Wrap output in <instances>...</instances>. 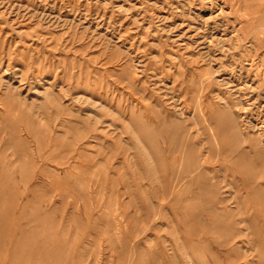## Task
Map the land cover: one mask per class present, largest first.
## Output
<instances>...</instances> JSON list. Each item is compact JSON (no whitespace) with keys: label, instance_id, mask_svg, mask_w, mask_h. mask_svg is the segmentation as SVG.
<instances>
[{"label":"rangeland","instance_id":"1","mask_svg":"<svg viewBox=\"0 0 264 264\" xmlns=\"http://www.w3.org/2000/svg\"><path fill=\"white\" fill-rule=\"evenodd\" d=\"M263 49L264 0H0V264H264Z\"/></svg>","mask_w":264,"mask_h":264},{"label":"bare ground","instance_id":"2","mask_svg":"<svg viewBox=\"0 0 264 264\" xmlns=\"http://www.w3.org/2000/svg\"><path fill=\"white\" fill-rule=\"evenodd\" d=\"M242 28L244 29V32L241 33V32L239 31V32L237 33V35H236V39H241V40H243V39H245L246 37H249V36L252 37V35L254 34V31H255V30H253L252 28L249 29V27H247L246 24H243V25H242ZM257 28H258V26H257ZM257 28H256V29H257ZM254 35H255V34H254ZM261 35H262V34H261ZM258 36H259V35H258ZM232 37H233V36H232ZM260 37H261V36H260ZM238 42H239V41H238ZM248 43H249V42H248ZM248 43H247V44H248ZM220 44H222V43H220ZM236 44H237V42H236ZM242 44H243V43H242ZM242 44H239V45H242ZM237 45H238V44H237ZM237 45H236V46H237ZM244 45H245V43H244ZM221 46H222V45H221ZM248 46H249V45H248ZM238 48H239V47H238ZM247 48H249V47H247ZM252 49H253V48H252ZM263 50H264V49H263ZM260 52H261V51H260ZM245 54H246V53H245ZM250 54H251V53H250ZM246 55H247V54H246ZM254 56H255V54H254ZM238 59H239V58H238ZM250 59H251V58H250ZM252 60H253V59H252ZM254 60H255V59H254ZM251 63H253V62H251ZM251 81H252V80H251ZM207 85H208V84H207ZM249 85H250V84H249ZM2 93H3V92H2ZM248 100H249V99H248ZM245 105L247 106V104H245ZM144 106H145V105H144ZM159 106H160V105H159ZM249 106H250V105H249ZM200 107H201V105H200ZM236 107H237V106H236ZM143 108L145 109V107H143ZM168 108H169V107H168ZM201 108H202V107H201ZM200 110H201V109H200ZM159 111H160V110H159ZM208 111H209V110H208ZM213 111H214V110H213ZM202 112H203V110H202ZM207 113H208V112H207ZM214 113H215V112H214ZM174 114H175V113H174ZM174 114H173V115H174ZM254 114H255V113H254ZM161 115H162V114H161ZM203 116H204V115H203ZM175 117H176V115H175ZM177 117H178V116H177ZM177 117H176V119H177ZM181 118H182V117H181ZM186 118H187V117H185V119H186ZM204 118H205V117H204ZM176 119H175V120H176ZM169 120H170V119H169ZM206 120H207V119H206ZM207 122H208V120H207ZM146 123H147V122H146ZM240 123H241V122H239V124H240ZM209 124H211V123H209ZM241 124H242V123H241ZM234 125H235V123H234ZM253 125H254V124H253ZM180 127H181V126H180ZM180 127H179V129H180ZM182 127H183V126H182ZM253 127H254V126H253ZM253 127H252V128H253ZM240 128H241V126H240ZM261 129H262V128H261ZM183 130H184V129H183ZM183 130H182V131H183ZM243 130H244V129H243ZM253 130H254V129H253ZM253 130H252V131H253ZM249 131H250V130H249ZM249 131L247 132V131L244 130V131H242V132H244V134H245L246 137H249V134H251V132H249ZM256 131H257V130H256ZM174 132H176V131H174ZM238 132L241 134V130L239 131V129H238ZM238 132H237V133H238ZM169 133H171V132H169ZM180 133H181V132H180ZM239 133H238V135H239ZM173 134H174V133H173ZM177 134H178V132H177ZM233 134H234V133H233ZM252 134H253V133H252ZM170 135H171V134H170ZM174 136H175V135H174ZM214 136H215V135H214ZM218 136H219V135H218ZM251 136H252V135H251ZM169 137H170V136H169ZM215 137H216V136H215ZM152 138H153V137H152ZM237 138H238V137H237ZM254 138H256V137H254ZM261 138H262V139L264 138V137H262V133H261ZM136 139H137V138H136ZM147 139H148V138H147ZM170 139H171V138H170ZM216 139H217V138H216ZM233 139H234V138H233ZM153 140H154V139H153ZM156 140H157V139H156ZM168 140H169V139H168ZM172 140H173V139H172ZM254 140H256V139H254ZM163 141H165V140H163ZM174 141H175V140H174ZM156 142H157V141H156ZM169 142H170V141H169ZM217 142H218V141H217ZM255 143H256V142H255ZM163 144H164V143H163ZM164 145H165V144H164ZM161 150H163V149H161ZM245 151H247V150H245ZM245 151H244V152H245ZM206 153H207V152H206ZM242 154H243V153H242ZM205 156H206V155H205ZM177 159H178V158H177ZM187 159H188V158H187ZM191 159H192V158H191ZM191 159H190V160H191ZM193 159H194V158H193ZM193 159H192V160H193ZM248 160H249V159H248ZM248 160H247V161H248ZM198 161H199V160H198ZM262 161H263V160H262ZM262 161H261V162H262ZM150 162H151V161H150ZM187 162H188V161H187ZM189 162H190V161H189ZM250 162H252V161H250ZM182 163H183V162H182ZM247 163H248V162H247ZM187 164H188V163H187ZM196 164H197V163H196ZM198 164H199V163H198ZM204 164H205V163H204ZM204 164H203V165H204ZM251 164H252V163H251ZM163 165H164V164H163ZM189 165H190V163H189ZM191 165H192V164H191ZM181 166H183V164H182ZM190 167H191V166H190ZM186 168H187V167H186ZM200 168H201V167H200ZM202 168L205 169L204 167H202ZM202 168H201V169H202ZM190 169H191V168H190ZM190 169H189V170H190ZM202 171H203V170H202ZM252 171H253V170H252ZM191 172H192V171H191ZM260 173H261V172H260ZM254 174H256V173H254ZM191 175H192V174H191ZM196 178H197V177H196ZM245 179H247V178H245ZM200 180H201V179H200ZM240 180H241V179H240ZM248 180H249V179H248ZM240 184H241V183H240ZM242 185H243V184H242ZM219 189H220V188H219ZM217 190H218V188H217ZM246 191H247V190H246ZM246 191H245V192H246ZM211 193H213V192H211ZM248 193H249V192H248ZM213 194H214V193H213ZM217 196H218V193H217ZM224 196H225V195H224ZM248 196H249V195H248ZM219 197H220V196H219ZM249 197H250V196H249ZM216 200H217V199H216ZM231 200H232V199H231ZM216 202H217V201H216ZM259 202H260V200H259ZM217 203H218V202H217ZM229 203H230V202H229ZM216 205H217V204H216ZM230 205H231V204H230ZM224 207H225V206H224ZM230 207H232V206H230ZM235 207H236V206H235ZM237 207H238V206H237ZM237 207H236V208H237ZM217 208H218V207H217ZM220 208H221V207H220ZM220 208H218V209H220ZM236 211H237V210H236ZM254 212H255V211H254ZM254 212H253V214H254ZM253 214H252V215H253ZM252 215H251V217H252ZM258 215H260V214L258 213ZM233 216H234V214H233ZM234 217H235V216H234ZM231 218H233V217L231 216ZM237 219H238V218H237ZM263 219H264V216H263ZM231 220H232V219H231ZM231 220H230V221H231ZM228 221H229V220H228ZM234 221H235V220H234ZM237 222H238V221H237ZM232 223H233V222H232ZM263 223H264V220H263ZM237 224H238V223H237ZM232 225H233V224H232ZM230 226H231V224H230ZM232 227H233V226H232ZM263 227H264V226H263ZM240 228H241V227H240ZM228 232H229V231H228ZM263 232H264V231H263ZM228 234H229V233H228ZM228 234H227V235H228ZM234 234H235V233H234ZM230 235H231V234H230ZM256 235H257V234H256ZM258 235H259V234H258ZM233 237H234V236H232V238H233ZM225 238H227V236H226ZM234 240H235V238H234ZM232 241H233V240H232ZM226 242H228V241H226ZM229 242H230V241H229ZM223 243H225V242H223ZM216 244H217V243H216ZM218 244H219V243H218ZM229 244H231V243H229ZM216 246H217V245H216ZM220 247H221V246H220ZM224 247H225V246H224ZM216 248H217V247H216ZM227 248H228V247H227ZM262 249H263V247L261 248V250H262ZM262 251H263V250H262ZM219 253H220V252H219ZM224 254H226V253H224ZM225 256H226V255H225ZM233 259H234V258H233ZM223 260H224V259H223ZM192 261H193V260H192ZM226 261H227V260H226ZM228 261H229V260H228ZM220 262H221V260H220ZM206 263H207V262H206ZM221 263H222V262H221ZM219 264H220V263H219ZM222 264H223V263H222ZM240 264H241V263H240Z\"/></svg>","mask_w":264,"mask_h":264}]
</instances>
